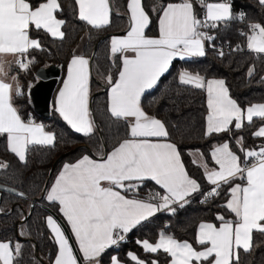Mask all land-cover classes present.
I'll use <instances>...</instances> for the list:
<instances>
[{
  "label": "snow or ice",
  "instance_id": "1",
  "mask_svg": "<svg viewBox=\"0 0 264 264\" xmlns=\"http://www.w3.org/2000/svg\"><path fill=\"white\" fill-rule=\"evenodd\" d=\"M255 3L264 11V0ZM125 7L127 27L107 38L103 71L95 53L73 50L66 61L50 109L92 147L63 161L54 175L49 170L43 199L59 219L46 215L43 221L54 251L45 259L31 244L29 264H161V256L165 264H241L242 253L260 246L255 236H264V101L241 105L226 79L176 68L177 88L204 96L198 138L205 145L187 150L199 173L193 176L168 122L150 113L144 100L177 62L196 63L210 50L221 63L245 57V78L258 76L264 84V19L234 11L233 0H154L150 7L126 0ZM63 14L61 0H0V144L23 167L33 151L76 143L17 102H31L33 85L25 78L40 55L51 52L44 38L52 44L66 39ZM113 14L112 0H73V18L90 32L111 27ZM234 24L235 42L221 35ZM94 74L106 93L105 114L116 126L110 148L91 107ZM13 161L0 160V172L13 169ZM5 192L27 198L0 185ZM195 197L211 219H199L191 239L178 238L166 220L153 236L136 238L139 251L122 250L134 230L161 215L174 217ZM5 211L0 207V214ZM27 219L21 212L16 235L0 237V264H24L27 243L20 238L31 235Z\"/></svg>",
  "mask_w": 264,
  "mask_h": 264
},
{
  "label": "trees",
  "instance_id": "2",
  "mask_svg": "<svg viewBox=\"0 0 264 264\" xmlns=\"http://www.w3.org/2000/svg\"><path fill=\"white\" fill-rule=\"evenodd\" d=\"M61 2L64 8L62 18L68 21L65 29L67 33L66 39L62 44L60 42L52 44L45 37V44L51 49V52L50 54H41L39 57L40 63L33 69V75L25 78V80H31L33 85L37 80L35 73L39 68L55 65L60 69V75L54 91L65 75L66 61L73 50H77L81 42L83 43L81 52L89 56L95 53L96 62L100 65L101 71H103L106 67L107 38L113 34H122L127 27V21L123 18L126 11V0H112L114 14L111 27L106 30L91 32L84 24L73 18V0H61ZM153 2L154 0H145L146 7H150ZM233 5L234 11L244 10L252 19H264V11L258 10L255 0H233ZM116 13H119V15ZM236 28L237 25L234 24L229 29L224 30L221 35L225 39L235 42L237 40ZM245 59V57L237 56L235 57V62L226 60L221 63L210 50L207 57L200 58L196 63L184 65L183 62H177L171 72L161 79L159 86L152 91L151 95L146 96L144 100L150 113L156 114L168 122L171 139L179 145L184 153L186 165L193 176H198L199 173L197 169L191 166L187 150L196 147L203 148L205 145V142L198 138L204 113L202 106L204 96L199 91L178 89L173 80L176 68L186 66L206 72L209 77L216 76L226 79L231 95L241 105H246L249 102L264 101V84L258 83L259 77H254L252 80L245 78ZM257 68L259 70V64H257ZM98 80V76L94 74L91 107L100 129L98 134L104 137L105 143L110 148L112 143L110 137L116 132V126L109 123L105 114L106 93L105 91L102 92V87ZM154 99L155 103H153ZM17 102L23 104L25 111H30L37 120L52 125L69 141H76L75 144L68 145L62 142L56 149L51 151L44 149L31 152L27 167H23L13 161L12 156L7 154L3 145L0 144V160L13 161L14 165L13 169L8 172H0V184L16 187L18 190L24 191L27 197L22 199L6 192L0 193V207L6 210L5 213L0 214V237H14L21 224V212L27 215L26 228L31 235L20 239L27 243L24 252V264H29L30 254L32 253L31 244L36 245L38 256L45 259L49 252L54 251V245L48 239V231L43 221L46 215H54L59 219L57 209L43 199V189L46 187L47 182L52 179V176L49 175V170L54 175L63 161L74 160L80 155V149L91 148L92 145L86 139L72 133L56 115L52 114L51 109L49 117L42 118L34 113L32 102L24 104L23 98H18ZM173 125L177 127H173ZM240 134L245 136L249 145L253 143L250 131L244 130ZM57 158L58 160L54 165ZM13 172H15V175H13ZM198 200L199 197H195L190 206L178 210L174 217L161 215L152 223L134 230L130 233V240L122 246V250L139 251L134 243L136 238L153 236L157 226L166 220L171 223V230L178 238L191 239L193 225L201 218L211 219L206 206L201 205ZM31 204H33L32 208ZM255 243L260 246L255 248L251 254L242 253L241 264H264V236L257 234ZM160 259L161 264H165V258L161 256Z\"/></svg>",
  "mask_w": 264,
  "mask_h": 264
},
{
  "label": "water",
  "instance_id": "3",
  "mask_svg": "<svg viewBox=\"0 0 264 264\" xmlns=\"http://www.w3.org/2000/svg\"><path fill=\"white\" fill-rule=\"evenodd\" d=\"M37 72L39 73L38 75H36ZM36 73L37 80L31 89L33 110L36 115L42 118H48L50 115L51 98L58 82L60 69L55 65H51L45 68H39ZM103 91L104 90L102 89V92ZM57 160L58 158L55 160L54 165ZM32 206L33 204H31V208ZM35 252L38 256L37 249Z\"/></svg>",
  "mask_w": 264,
  "mask_h": 264
},
{
  "label": "crops",
  "instance_id": "4",
  "mask_svg": "<svg viewBox=\"0 0 264 264\" xmlns=\"http://www.w3.org/2000/svg\"><path fill=\"white\" fill-rule=\"evenodd\" d=\"M122 34H123V33H122ZM82 45H83V43L81 42V43L78 45V47H77V49H78L80 52H81V49H82ZM65 74H66V72H65ZM64 76H65V75H64ZM63 78H64V77H63ZM63 78H62V79H63ZM62 79H61V80H62ZM61 80H60V82H61ZM60 82H59V84H58L56 90H55L54 93H53L52 101H53V99H54V97H55V95H56L57 89L61 86Z\"/></svg>",
  "mask_w": 264,
  "mask_h": 264
},
{
  "label": "built area",
  "instance_id": "5",
  "mask_svg": "<svg viewBox=\"0 0 264 264\" xmlns=\"http://www.w3.org/2000/svg\"><path fill=\"white\" fill-rule=\"evenodd\" d=\"M130 240V234H129V237H128V241Z\"/></svg>",
  "mask_w": 264,
  "mask_h": 264
}]
</instances>
